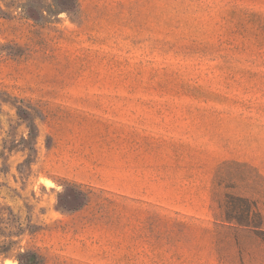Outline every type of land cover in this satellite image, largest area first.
<instances>
[{
    "label": "rangeland",
    "instance_id": "rangeland-1",
    "mask_svg": "<svg viewBox=\"0 0 264 264\" xmlns=\"http://www.w3.org/2000/svg\"><path fill=\"white\" fill-rule=\"evenodd\" d=\"M0 264H264V0H0Z\"/></svg>",
    "mask_w": 264,
    "mask_h": 264
},
{
    "label": "trees",
    "instance_id": "trees-1",
    "mask_svg": "<svg viewBox=\"0 0 264 264\" xmlns=\"http://www.w3.org/2000/svg\"><path fill=\"white\" fill-rule=\"evenodd\" d=\"M244 202L242 206L232 204L231 209L226 212V218L235 221L239 225H251L256 220H260L261 223L260 213L254 211L252 204L247 199H244Z\"/></svg>",
    "mask_w": 264,
    "mask_h": 264
}]
</instances>
